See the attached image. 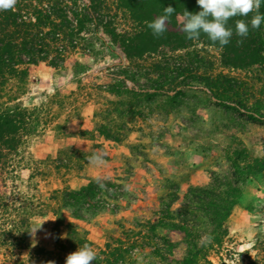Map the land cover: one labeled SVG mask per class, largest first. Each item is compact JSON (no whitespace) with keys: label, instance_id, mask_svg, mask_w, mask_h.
I'll return each instance as SVG.
<instances>
[{"label":"rangeland","instance_id":"374dc122","mask_svg":"<svg viewBox=\"0 0 264 264\" xmlns=\"http://www.w3.org/2000/svg\"><path fill=\"white\" fill-rule=\"evenodd\" d=\"M63 1L89 15L78 45L61 67L41 62L24 83L12 79L3 100L26 113V124L0 170V264H65L79 247L74 238L105 264H176L190 240L167 226L168 208L183 217L190 186L228 174V150L243 146L249 160L264 158V122L223 106L207 78L237 80L257 94L264 69L226 67L222 49L203 40L186 49L159 45L150 28L148 35L146 0ZM165 4L153 5V20ZM175 22L184 16L172 13L166 26ZM93 180L114 186L117 200L77 219L63 194ZM226 228L222 247L200 264H264L262 178L246 184Z\"/></svg>","mask_w":264,"mask_h":264},{"label":"trees","instance_id":"16d2710c","mask_svg":"<svg viewBox=\"0 0 264 264\" xmlns=\"http://www.w3.org/2000/svg\"><path fill=\"white\" fill-rule=\"evenodd\" d=\"M160 1H164L167 7H173L174 15L184 16L185 11L190 13L200 11L196 0H146L145 4L150 6L148 10L155 9L149 10L150 12L146 10L144 19L147 23L153 20L154 13H158L159 9L153 5ZM71 11V7L63 0H16L12 9L0 11V170L2 171L10 166L9 156L16 151L26 124L25 112L17 108L10 109L6 107L7 103L3 102L7 86L12 79L24 83L41 62H48L52 67H61L65 63L66 53L70 48H76L77 38L90 23L88 14ZM260 12L264 13V4L261 5ZM70 13L74 21H77L76 27L73 25L74 21L71 20ZM252 15L253 13H249L247 17H233L229 20L228 26L233 28L234 34L226 46L220 47L212 43L204 34L198 40L221 48L222 64L226 67L248 72L258 68L264 69V23L259 29H250L246 38L235 35V21L237 19L250 21ZM182 26L183 23L178 22L166 26L165 33L159 36L162 38L159 40V45H172L175 49L191 47L194 40L186 38ZM149 33L151 34V31L148 28V35ZM206 86L210 95L218 98L223 106L233 103L231 107L228 106L230 109L244 110L241 113L247 116L251 112L256 115V118L253 115L248 116L253 121L264 122L262 119L264 84L263 89L258 90L257 94L251 92L254 87L247 90L245 83L227 77L207 78ZM233 99H236V102H233ZM249 100L252 101V106L247 103ZM233 121L242 126L238 118H234ZM226 158L230 164L228 174L214 173L209 184L189 187L186 193L188 204L183 217L171 214V208L167 210L168 216H163V219L167 218L171 221L167 226L178 230L182 239L190 240L185 257L176 264H200L202 261L210 263L209 253L216 247H222L228 236L226 222L240 204L246 184L259 177L264 180V158L249 160L247 150L243 146L228 150ZM113 189L114 186L104 180H93L81 191H66L63 194V204L64 207L74 210V217L83 219L85 213L96 214L103 209L100 207L101 203L117 200L118 193ZM147 223L151 225V221ZM159 225H161L160 220L151 228L155 231ZM208 235L211 236L210 242L199 243L202 237ZM74 241L79 246L84 243L81 238H74ZM173 248L174 245H171L169 251L171 252ZM117 252L118 250L112 255L113 258ZM97 262L106 263L105 260L100 262L99 257Z\"/></svg>","mask_w":264,"mask_h":264},{"label":"clouds","instance_id":"9594fccd","mask_svg":"<svg viewBox=\"0 0 264 264\" xmlns=\"http://www.w3.org/2000/svg\"><path fill=\"white\" fill-rule=\"evenodd\" d=\"M196 3L200 11L184 12L182 31L189 40H198L204 34L209 41L223 47L230 43L234 34L233 28L228 26L231 18L247 17L249 13H253L250 21L246 22L244 19L235 21V35L240 38H246L250 29H259L264 23V13L260 12L264 0H196ZM15 4L16 0H0V11L12 9ZM174 10L173 7L168 6L164 8V15L148 23L147 26L154 36L159 37L165 33L168 17ZM89 159L93 163H99L101 158L94 154ZM40 227L41 225L35 231ZM210 241L211 236L208 235L202 237L199 243ZM96 259L97 253L91 246L84 244L67 255L65 264H92Z\"/></svg>","mask_w":264,"mask_h":264}]
</instances>
